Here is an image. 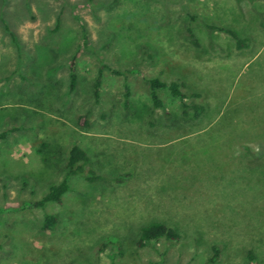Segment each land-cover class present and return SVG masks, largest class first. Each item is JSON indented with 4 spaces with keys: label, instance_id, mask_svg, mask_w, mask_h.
Returning <instances> with one entry per match:
<instances>
[{
    "label": "rangeland",
    "instance_id": "374dc122",
    "mask_svg": "<svg viewBox=\"0 0 264 264\" xmlns=\"http://www.w3.org/2000/svg\"><path fill=\"white\" fill-rule=\"evenodd\" d=\"M0 15V264H206L216 244L217 264H264V0H0ZM152 78L184 83L203 115L167 90L156 109ZM74 145L101 181L34 206ZM154 220L182 240L138 248Z\"/></svg>",
    "mask_w": 264,
    "mask_h": 264
},
{
    "label": "trees",
    "instance_id": "16d2710c",
    "mask_svg": "<svg viewBox=\"0 0 264 264\" xmlns=\"http://www.w3.org/2000/svg\"><path fill=\"white\" fill-rule=\"evenodd\" d=\"M208 29L210 31L219 30L224 32L230 36L235 42L236 48L238 50H242L248 48L250 46V39H246L243 36H238L234 31L218 28L216 26H209ZM106 68V65H102L99 73L98 79L94 85V96L97 101L100 100L101 94V86H102V75L103 70ZM114 74L121 75L122 73L117 70L112 71ZM77 82V74L74 62L70 65V88L74 90L76 87ZM148 84L150 87V98L153 102V105L156 109L164 108V103L160 99L158 92L160 90H167L171 93V95L177 98L180 102L181 108L183 109L184 115H189V109L193 110V116L195 119L200 118L204 111L205 107L201 104H192L190 105L186 100H188L189 96L182 91V87H185L184 83H179L173 81L171 83H166L158 78H152L148 80ZM126 99L131 97L130 87L126 84L125 85ZM194 97H199L200 95L195 93L193 94ZM79 124L83 127H89V121L87 117H81L79 120ZM15 130V129H13ZM6 133L0 134V139L4 138ZM263 152L259 157L257 154L252 153L255 161H261L264 159V146L262 147ZM93 165L91 163L90 157L86 154V152L79 146L74 145L69 152L66 169L67 173L63 180L57 184L50 187L46 195L38 202L34 203V206L43 207L45 208L49 203H61L63 201V197L71 191V184L70 179L73 176H80L89 184H95L101 181V175H97L95 170L93 169ZM42 229L46 231L54 230L58 224V216L56 214L47 213L44 216V220L42 223ZM183 235L177 229L168 226L165 222L154 220L146 226H143L140 230L139 238L136 242L138 248H144L148 245L153 243H157L160 241H167V242H174L178 243L182 240ZM114 244L113 241L110 239L109 245ZM108 244H102V251L106 250ZM119 256L125 255V248L123 244L119 241L118 245ZM212 255L208 259L206 264H217L222 255L221 249L216 245L211 247ZM255 255L253 251L248 253V264H255ZM112 264H116L113 262Z\"/></svg>",
    "mask_w": 264,
    "mask_h": 264
},
{
    "label": "crops",
    "instance_id": "0c3cea01",
    "mask_svg": "<svg viewBox=\"0 0 264 264\" xmlns=\"http://www.w3.org/2000/svg\"><path fill=\"white\" fill-rule=\"evenodd\" d=\"M251 2V0H248V3H250ZM254 4V3H253ZM252 7V6H251ZM256 9V8H255ZM254 11V13H258V14H261L262 12H259L258 11V7H257V10H253ZM0 19H1V15H0Z\"/></svg>",
    "mask_w": 264,
    "mask_h": 264
}]
</instances>
